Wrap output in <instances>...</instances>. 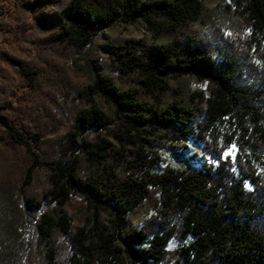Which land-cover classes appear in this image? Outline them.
Returning <instances> with one entry per match:
<instances>
[{"label":"trees","instance_id":"trees-1","mask_svg":"<svg viewBox=\"0 0 264 264\" xmlns=\"http://www.w3.org/2000/svg\"><path fill=\"white\" fill-rule=\"evenodd\" d=\"M5 1L0 264H264V0Z\"/></svg>","mask_w":264,"mask_h":264},{"label":"rangeland","instance_id":"rangeland-1","mask_svg":"<svg viewBox=\"0 0 264 264\" xmlns=\"http://www.w3.org/2000/svg\"><path fill=\"white\" fill-rule=\"evenodd\" d=\"M6 3L5 0H0V6L2 4ZM145 32L143 25L136 24V25H121L117 28L114 32L104 31L105 36L114 37V38H139L142 36V34ZM2 38V34L0 33V40ZM105 40V37H99L96 38L94 41L92 47L89 49L88 54L90 59L103 61L104 55H103V42ZM191 86H194V81H189ZM192 149H196L194 146H192ZM162 158L167 161V163L176 169H183L188 168L192 166V161L190 160V157L188 156H181L174 154L170 151H163L161 153ZM81 201L80 198L75 197L74 203H79ZM144 217V215L142 216ZM34 227H31V232H33Z\"/></svg>","mask_w":264,"mask_h":264},{"label":"snow or ice","instance_id":"snow-or-ice-1","mask_svg":"<svg viewBox=\"0 0 264 264\" xmlns=\"http://www.w3.org/2000/svg\"><path fill=\"white\" fill-rule=\"evenodd\" d=\"M236 151H238L237 146L233 143L230 147L227 148V151L224 152L223 158L227 159L229 156L232 157V162H236Z\"/></svg>","mask_w":264,"mask_h":264}]
</instances>
